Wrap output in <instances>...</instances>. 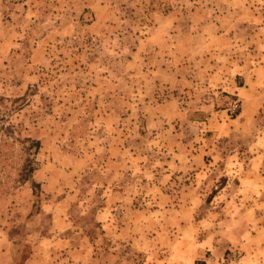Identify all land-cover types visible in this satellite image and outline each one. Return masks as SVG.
I'll return each instance as SVG.
<instances>
[{
  "label": "rangeland",
  "instance_id": "rangeland-1",
  "mask_svg": "<svg viewBox=\"0 0 264 264\" xmlns=\"http://www.w3.org/2000/svg\"><path fill=\"white\" fill-rule=\"evenodd\" d=\"M197 263L264 264V0H0V264Z\"/></svg>",
  "mask_w": 264,
  "mask_h": 264
},
{
  "label": "trees",
  "instance_id": "trees-1",
  "mask_svg": "<svg viewBox=\"0 0 264 264\" xmlns=\"http://www.w3.org/2000/svg\"><path fill=\"white\" fill-rule=\"evenodd\" d=\"M19 142L22 143V150L23 152L27 153L26 157H25V162L22 165V169H21V179L23 180H27L29 179V176H31V173L34 171L35 167H34V163L33 160L30 156V154H32V152L34 150H38L40 148V141L39 140H35L32 139L31 137H26L24 139H18ZM37 184V183H35ZM35 190V189H34ZM199 264V263H197Z\"/></svg>",
  "mask_w": 264,
  "mask_h": 264
}]
</instances>
